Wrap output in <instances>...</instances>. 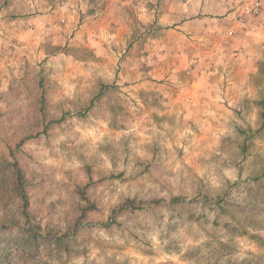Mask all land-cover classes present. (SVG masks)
I'll return each mask as SVG.
<instances>
[{
  "label": "clouds",
  "instance_id": "1",
  "mask_svg": "<svg viewBox=\"0 0 264 264\" xmlns=\"http://www.w3.org/2000/svg\"><path fill=\"white\" fill-rule=\"evenodd\" d=\"M0 264H264V0H0Z\"/></svg>",
  "mask_w": 264,
  "mask_h": 264
}]
</instances>
